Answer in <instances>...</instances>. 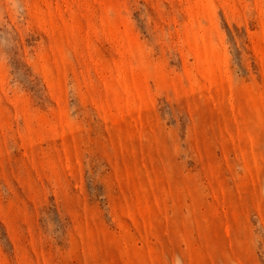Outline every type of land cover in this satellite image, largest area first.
Segmentation results:
<instances>
[{
    "label": "rangeland",
    "instance_id": "obj_1",
    "mask_svg": "<svg viewBox=\"0 0 264 264\" xmlns=\"http://www.w3.org/2000/svg\"><path fill=\"white\" fill-rule=\"evenodd\" d=\"M0 264H264V0H0Z\"/></svg>",
    "mask_w": 264,
    "mask_h": 264
}]
</instances>
